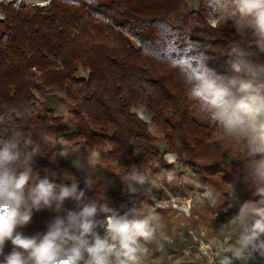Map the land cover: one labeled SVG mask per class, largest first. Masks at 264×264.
I'll return each instance as SVG.
<instances>
[{
    "label": "clouds",
    "instance_id": "clouds-1",
    "mask_svg": "<svg viewBox=\"0 0 264 264\" xmlns=\"http://www.w3.org/2000/svg\"><path fill=\"white\" fill-rule=\"evenodd\" d=\"M201 2L209 19L224 25L231 21L240 37L220 52L228 57L236 75H218L209 67L211 57L204 53L182 61L179 75L195 110L231 141L236 161L241 162L236 178L260 197L241 202L231 183H225L222 192L208 190L209 207L215 209L230 201L239 205V212L215 229L204 256L211 257L214 264H250L264 259V65L254 62L264 54V0ZM27 112L13 109L0 115V255L6 242L13 245L4 264H145L148 245L157 239V227L155 215L143 202L155 199L163 175L148 174L145 163L133 165L122 175L115 173L128 197L118 207L103 189L97 194L101 177H87L83 188L74 176H64L59 183L42 178L33 162L46 151L33 142L23 124ZM137 116L146 119V110L138 108ZM47 139L41 137L44 143ZM73 154L78 155L66 146L59 156ZM82 159L93 171L101 166L94 152ZM89 192L95 195L89 196ZM67 201L72 208L65 207ZM45 209L55 213L45 232L25 236L18 231L31 222L34 212ZM225 232L230 235L221 237ZM201 258L197 255L196 260ZM173 264H182V260Z\"/></svg>",
    "mask_w": 264,
    "mask_h": 264
},
{
    "label": "trees",
    "instance_id": "trees-1",
    "mask_svg": "<svg viewBox=\"0 0 264 264\" xmlns=\"http://www.w3.org/2000/svg\"><path fill=\"white\" fill-rule=\"evenodd\" d=\"M197 1L198 11L189 9L186 0H49L45 6L33 5L34 14L22 22L20 16L2 10L0 115L28 109L23 124L32 133L33 142L46 151L34 160L45 162L51 137L57 132L52 119L33 115L36 97L47 101L50 94L79 87L73 100L80 109L77 112L84 114L78 124L81 127L84 117L109 120L135 102L150 111H168L171 117L182 113L188 104L178 65L188 56L204 53L211 57L209 67L218 75L234 76L228 59L212 57L208 49L214 45L195 37L213 34L201 20L206 13L201 0ZM1 3L6 8L33 7L17 5L15 0ZM77 65L88 69L86 77L74 74ZM17 67L26 75L19 81L8 80ZM89 106L94 111H89ZM173 123L178 121L171 122L175 127ZM42 136H47L46 143ZM57 158L56 165L73 169L64 157ZM52 179L59 183L64 176ZM65 207L72 208V202L67 201ZM54 215L48 209L34 212L31 222L18 231L25 236L43 233ZM12 249L11 242H6L0 264Z\"/></svg>",
    "mask_w": 264,
    "mask_h": 264
},
{
    "label": "rangeland",
    "instance_id": "rangeland-1",
    "mask_svg": "<svg viewBox=\"0 0 264 264\" xmlns=\"http://www.w3.org/2000/svg\"><path fill=\"white\" fill-rule=\"evenodd\" d=\"M48 1L15 0V4L45 6ZM186 3L189 9L198 11L197 0H186ZM13 7L6 8L0 2V21H3L2 10L20 16L21 22L35 12L34 6L30 9ZM201 20L213 30V34L209 37L198 33L195 37L199 36L197 39L214 45V48L208 49L212 57L223 61L228 59L220 52L228 48L232 40L240 39L232 22L224 25L207 15ZM213 24L216 26L213 27ZM3 27L0 25L1 29ZM254 62L264 65V54L254 58ZM27 72L34 73V70L27 69ZM25 73L24 69L17 67L14 73H9L8 80L19 81ZM87 73V68L76 66V76L86 77ZM2 80L0 77V82ZM69 90L50 94L47 101L36 97L33 115H46L52 119L57 132L51 137L50 155L43 158L45 162L34 160V171L41 177L74 176L82 188L87 177H101L96 185L97 194L103 189L113 206L118 207L127 202L128 197L122 180L115 173L122 175L133 165L140 167L145 163L148 174L160 173L164 177L158 182L155 199L143 202V207L155 215L157 227V239L148 245L150 255L145 264H173L176 259H181L182 264H214L211 257L204 256L208 249L207 241L213 237L215 229L238 214L239 205L225 201L224 205L213 209L207 203L208 190L222 192L227 187L225 183H231L241 202L260 199L236 178L235 171L241 162L236 161L237 153L231 141L195 110L193 102L189 104L186 91L184 97L188 106L173 117L168 111H150L145 105L135 102L109 120L84 117L79 127L84 114L77 112L80 109L75 108L76 100H73L74 96L78 97L79 87L75 90L71 86ZM2 92L0 85V97ZM141 107L147 112L146 119L137 116V109ZM88 110L92 112L94 108L89 106ZM175 120L178 123H173L175 127L171 126ZM66 146L79 155L64 157L73 167L70 170L56 165L61 151L59 148ZM91 152L100 157L101 166H97L95 171L82 159ZM169 171H172V176H169ZM229 235L221 233V237ZM197 255L202 258L196 260ZM250 264H264V259L258 258Z\"/></svg>",
    "mask_w": 264,
    "mask_h": 264
}]
</instances>
